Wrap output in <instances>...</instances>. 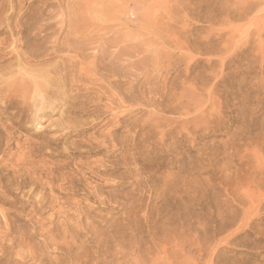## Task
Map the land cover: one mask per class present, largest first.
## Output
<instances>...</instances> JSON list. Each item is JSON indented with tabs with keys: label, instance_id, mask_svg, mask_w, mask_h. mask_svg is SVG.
Wrapping results in <instances>:
<instances>
[{
	"label": "rangeland",
	"instance_id": "rangeland-1",
	"mask_svg": "<svg viewBox=\"0 0 264 264\" xmlns=\"http://www.w3.org/2000/svg\"><path fill=\"white\" fill-rule=\"evenodd\" d=\"M0 142V264H264V0H0Z\"/></svg>",
	"mask_w": 264,
	"mask_h": 264
},
{
	"label": "bare ground",
	"instance_id": "bare-ground-1",
	"mask_svg": "<svg viewBox=\"0 0 264 264\" xmlns=\"http://www.w3.org/2000/svg\"><path fill=\"white\" fill-rule=\"evenodd\" d=\"M74 2V1H73ZM64 8V7H63ZM66 20V19H65ZM64 23V22H63ZM53 40V39H52ZM56 42V41H55ZM55 45V44H54ZM72 62V61H71ZM19 68L15 69L14 70V73H17L20 77L25 75L27 73V69L26 68H23V67H20L18 66ZM49 69V68H48ZM52 69V68H51ZM13 71V70H12ZM29 72V71H28ZM34 72H37V71H32L31 70V73H34ZM31 73H29V75L31 76ZM46 73V72H45ZM81 73V72H80ZM15 75V74H14ZM27 75V74H26ZM43 75V74H42ZM41 75V78H44L42 77ZM19 77V79H20ZM25 77V76H24ZM22 78V77H21ZM36 79V77H34ZM18 80V77L16 78ZM39 79V78H38ZM45 79V78H44ZM44 79H42L44 81ZM13 82V81H12ZM19 82V81H18ZM47 82V81H46ZM75 82V81H74ZM14 83V82H13ZM50 83V82H49ZM12 84V83H11ZM18 84V83H17ZM29 85V83H27ZM52 84V83H51ZM51 84L48 85V82L47 84H45V82H42L40 83V81H34L32 84L29 85L28 87V98L27 100H31L35 105L40 106L41 108L44 106L45 104V99L46 97L50 94L51 90L50 88L52 86H50ZM8 86V85H7ZM11 87V86H10ZM14 90V89H13ZM12 91V90H11ZM12 93V92H11ZM26 98V97H25ZM50 100V99H49ZM33 104V105H34ZM24 105V104H23ZM30 106V105H29ZM36 107V106H35ZM31 108V107H30ZM35 111V110H34ZM33 118V117H32ZM51 126V125H50ZM39 129V128H38ZM1 143V142H0ZM3 150V149H2ZM6 167V166H5ZM22 167V166H21ZM34 170V169H33ZM68 187V186H67ZM39 197V196H38ZM40 199V198H39ZM1 231V230H0ZM57 247V246H56ZM22 258V256H21Z\"/></svg>",
	"mask_w": 264,
	"mask_h": 264
}]
</instances>
